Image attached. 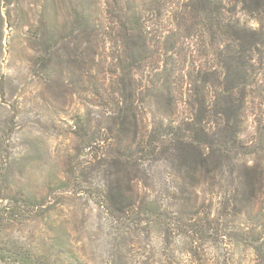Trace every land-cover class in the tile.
I'll use <instances>...</instances> for the list:
<instances>
[{
    "label": "trees",
    "instance_id": "16d2710c",
    "mask_svg": "<svg viewBox=\"0 0 264 264\" xmlns=\"http://www.w3.org/2000/svg\"><path fill=\"white\" fill-rule=\"evenodd\" d=\"M99 8L94 13L75 9L67 23L81 37H105L116 46L112 121L99 131L97 141L87 133L79 135L86 145L91 140L89 146L103 142L104 149L112 147L111 152L96 153L90 163L102 176L104 208L116 221L164 218L163 237L194 229L200 239L212 220L201 215L203 204L189 207L184 201L198 194L202 178L225 177V213L236 220L264 217V0H106ZM38 20L40 35L54 39L44 12ZM183 72L186 116L174 119L176 105L169 87ZM139 87L147 90L144 96ZM148 93L157 100L142 116L137 101L147 99ZM248 115L254 131L244 139ZM157 160L177 173L178 181L165 187V201L137 183L144 163ZM68 185L59 180L54 188L65 191ZM4 196L0 195L1 264L79 261L72 248L44 251L29 237L13 241L15 232L44 216L48 197L38 198L23 188ZM194 252L193 245L187 255Z\"/></svg>",
    "mask_w": 264,
    "mask_h": 264
},
{
    "label": "rangeland",
    "instance_id": "374dc122",
    "mask_svg": "<svg viewBox=\"0 0 264 264\" xmlns=\"http://www.w3.org/2000/svg\"><path fill=\"white\" fill-rule=\"evenodd\" d=\"M105 1L0 0V195L23 188L38 198L48 197L44 216L11 239L29 237L44 251L72 248L79 261L66 264H264V217L236 220L225 213V177L202 178L198 194L184 201L189 207L203 204L201 215L212 220L200 239L194 229L161 236L164 218L116 221L101 204L102 176L90 163L96 153L111 152L112 147L89 144L112 121L116 46L105 37L79 36L67 19L75 9L94 13ZM43 12L54 39L40 35ZM184 74L169 87L176 105L174 119L186 116ZM139 88L144 96L147 90ZM148 95L137 101L142 116L157 100ZM253 123L248 115L244 139L251 138ZM85 133L94 137L88 145L79 137ZM175 170L162 160L146 161L137 183L165 201V187L178 181ZM59 180L69 183L67 190H55ZM133 223L138 225L131 227ZM193 245L197 253L189 257Z\"/></svg>",
    "mask_w": 264,
    "mask_h": 264
}]
</instances>
